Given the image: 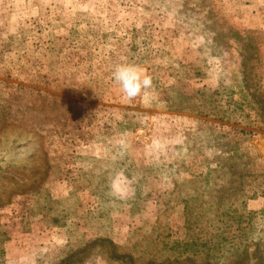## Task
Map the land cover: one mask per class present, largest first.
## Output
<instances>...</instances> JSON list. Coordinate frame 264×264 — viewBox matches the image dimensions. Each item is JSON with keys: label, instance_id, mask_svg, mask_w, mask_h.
Segmentation results:
<instances>
[{"label": "rangeland", "instance_id": "rangeland-1", "mask_svg": "<svg viewBox=\"0 0 264 264\" xmlns=\"http://www.w3.org/2000/svg\"><path fill=\"white\" fill-rule=\"evenodd\" d=\"M0 264H264V0H0Z\"/></svg>", "mask_w": 264, "mask_h": 264}, {"label": "clouds", "instance_id": "clouds-1", "mask_svg": "<svg viewBox=\"0 0 264 264\" xmlns=\"http://www.w3.org/2000/svg\"><path fill=\"white\" fill-rule=\"evenodd\" d=\"M113 78L130 100L140 96L144 90L152 86L151 77L137 65H118L113 72Z\"/></svg>", "mask_w": 264, "mask_h": 264}, {"label": "trees", "instance_id": "trees-1", "mask_svg": "<svg viewBox=\"0 0 264 264\" xmlns=\"http://www.w3.org/2000/svg\"><path fill=\"white\" fill-rule=\"evenodd\" d=\"M241 133H246L245 131H242ZM247 133H249L248 131H247Z\"/></svg>", "mask_w": 264, "mask_h": 264}]
</instances>
